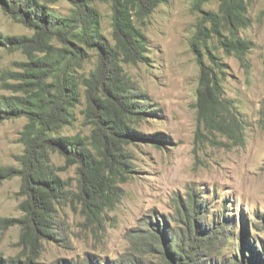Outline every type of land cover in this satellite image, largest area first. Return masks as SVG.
<instances>
[{"label": "rangeland", "instance_id": "rangeland-1", "mask_svg": "<svg viewBox=\"0 0 264 264\" xmlns=\"http://www.w3.org/2000/svg\"><path fill=\"white\" fill-rule=\"evenodd\" d=\"M193 2L166 0L142 24L136 22L147 38L148 61L121 63V67L144 114L135 119L128 112L123 119L135 136L124 137L109 122L100 124L98 137L114 138L115 145L126 152L130 174L124 182L116 183L118 190L94 221H88L83 212L76 165L63 168L64 159L51 154V164L59 168L58 175L66 182L65 192L53 205L52 234L40 240L37 264H69L88 258L104 264L156 263L157 247L149 245L146 250L145 244L143 249V242L152 229L159 233L184 229V216L179 211L188 215L191 203L195 204L191 209L195 217L202 215L199 222L213 231L207 251L213 263L240 262L243 241L248 244L243 254L247 264H258L252 251L264 260V124L260 121L264 102V0L247 5L249 25L238 31V37L251 47L241 58L234 52L226 54L215 37L201 46L199 57L194 54L190 40L200 14L192 11ZM96 7L102 33L111 40L110 5ZM50 8L61 16L70 15L72 10L61 0ZM201 10L216 13L218 3L208 0ZM0 32L10 37L33 34L1 9ZM0 55V94L8 96L11 93L2 88L3 81L15 84L17 80L2 74L21 72V63L27 59L20 51L2 50ZM88 55L78 71L80 77L95 68V54ZM202 66L212 69L211 77L219 82L222 98L242 116V143L198 123L196 95ZM80 91V104L72 109L74 121L53 136H80L91 145L97 120L94 118L93 124L86 120L83 87ZM26 123L24 117L0 123V167L19 166L17 158L23 154L19 140ZM20 185L18 177L0 181V219H22L19 205L25 198L18 195ZM20 234L18 224L0 228L2 260L20 257L23 262L28 255V249L18 243Z\"/></svg>", "mask_w": 264, "mask_h": 264}, {"label": "trees", "instance_id": "trees-1", "mask_svg": "<svg viewBox=\"0 0 264 264\" xmlns=\"http://www.w3.org/2000/svg\"><path fill=\"white\" fill-rule=\"evenodd\" d=\"M58 1L0 0L4 14L33 31L31 36L19 37L4 36L0 32V52L20 51L27 59L21 63V72L2 74L4 78L16 79L17 83L3 81L2 88L11 94H0V123L21 117L26 118L27 123L20 134L23 154L17 158L19 166L0 167V181L20 179L18 195L25 199L19 209L24 215L21 220L0 219V228L20 225L18 243L29 251L23 262L20 257L8 260L0 257V264H37L40 240L52 234L53 205L65 192L66 182L58 175L59 168L51 164V154L57 153L64 159L63 168L76 165L78 191L84 197L83 212L88 221H94L99 210L109 204L110 196L118 190L116 183L124 182L130 174L126 152L115 145L114 138L98 137L100 124L109 122L124 137L135 136L123 119L129 113L135 119L144 114L142 103L130 92V82L121 63H147V38L136 22L142 24L166 0H61L72 7L68 16L57 15L50 8ZM207 1L194 0L191 6L193 12L200 14L190 40L192 51L199 57L201 46L215 37L226 54L234 52L241 58L251 44L241 40L238 31L249 25L246 9L253 0H215L216 13L201 10ZM97 4L110 5L111 40L102 33ZM89 52L95 54V68L80 77L78 71L82 70ZM197 61L200 63L199 58ZM211 71L208 67L201 68L196 95L198 123L203 122L215 132L242 143L243 118L234 111L229 100L222 98V88L212 79ZM81 87L87 104L86 120L91 124L95 123L94 118L97 120L93 124L91 145L80 136H53L74 121L72 109L80 104ZM260 121L264 124V102ZM193 208L195 204L191 203L188 215L179 211V215L184 216L181 220L184 229L170 232L165 229L161 233L152 229L141 247L145 249V244L146 250L149 245L153 249L157 247L159 259L149 264H215L207 252L213 231L199 222L203 216L195 217ZM222 226L228 228L227 224ZM245 233L244 225L243 239ZM246 247L248 244L243 241L239 248L242 260L232 261V264H247L243 256ZM251 253L258 264H264L255 251ZM69 264L104 263L88 258Z\"/></svg>", "mask_w": 264, "mask_h": 264}]
</instances>
